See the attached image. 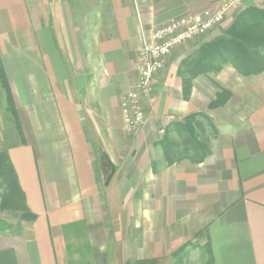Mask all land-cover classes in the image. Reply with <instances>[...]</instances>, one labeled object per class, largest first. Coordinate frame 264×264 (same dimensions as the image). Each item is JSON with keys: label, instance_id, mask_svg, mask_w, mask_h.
<instances>
[{"label": "crops", "instance_id": "obj_1", "mask_svg": "<svg viewBox=\"0 0 264 264\" xmlns=\"http://www.w3.org/2000/svg\"><path fill=\"white\" fill-rule=\"evenodd\" d=\"M220 1L37 0V100H12L19 140L7 147L37 219L16 235L0 232V264H67L65 229L81 222L92 246L96 234L109 235L99 165L109 159L120 167L129 153L131 168L146 153V200L160 194L164 216L186 219L164 227L167 239L183 238L184 245L187 234H205L195 264H210L203 256L208 243L211 264H264V72L241 76L225 64L195 77L184 95L189 75L183 62L225 36L236 12L227 27L172 52L166 72L155 78L140 133L125 132L120 108L138 76L140 47L153 31L174 18L215 10ZM256 2L246 0L243 8ZM0 9L20 14L26 0H0ZM222 89L231 93L226 106L209 110ZM191 115L217 129L210 155L202 163L168 165L165 139L181 142V125Z\"/></svg>", "mask_w": 264, "mask_h": 264}, {"label": "rangeland", "instance_id": "obj_2", "mask_svg": "<svg viewBox=\"0 0 264 264\" xmlns=\"http://www.w3.org/2000/svg\"><path fill=\"white\" fill-rule=\"evenodd\" d=\"M256 1L260 7L259 0ZM222 2L223 0L220 1L219 6ZM244 3L239 7L230 9L223 23L211 30L206 36L219 28L227 27L230 23L231 14L236 12L235 16L237 17L238 13L244 9ZM9 11L0 9V63L5 78L2 80L0 77V151L6 150L10 144L19 140L12 100H37V0H26V11L23 10L20 14L15 10L14 14ZM193 15L199 14H190L178 18ZM14 19H17L19 23L15 24ZM165 25L156 28L152 35ZM142 46L143 44L140 50ZM166 70L167 68L162 74ZM155 78L152 80L151 99L147 102L142 99L144 106H146L143 107L145 111L144 122L137 129L128 131L123 121L125 132L128 134L140 133L147 123L155 90ZM139 81L138 72L135 83L121 98V113L124 98L131 92L140 90ZM218 113H222L219 117L225 119L226 115L223 111H218ZM222 121L221 123L224 124L225 121ZM197 123H199L196 127L198 128L196 130L197 138L202 142L208 157L211 139L217 129L214 127L215 130L212 131L209 126H212V123L210 124L204 119L201 122L197 120ZM163 134L165 133L161 130V135ZM139 155L141 154L139 153ZM104 156L107 158L105 154ZM141 157L143 160L139 161L134 168L130 167V153L120 167L113 165L109 159L100 162L99 174L101 175L106 208L110 214L108 218L111 232L105 237L100 236L101 238H97L96 234L94 239L97 240L92 246L84 222L68 226L69 228L65 229L68 246L67 264H178L175 252L178 251L177 246H183L181 243L183 238L170 241L167 239V234L163 233V229L164 227L167 229L171 224H182L186 219L178 217L171 221L173 218L164 216L163 213L168 212L166 210L167 202L161 200L162 195L160 194L155 193L153 199L146 200L149 186L146 185L145 181L150 176V169L145 166L146 153L142 154ZM152 169L155 170L154 167ZM2 193L3 190L0 188V221L9 226L3 232L16 235L24 231L27 222L22 221L17 213L1 209ZM147 209L154 215L146 216ZM92 221H94L93 218ZM189 236L191 239L188 242L189 246L186 249L183 264L200 262L201 250L198 247L205 242V234L195 237L189 233L187 237Z\"/></svg>", "mask_w": 264, "mask_h": 264}, {"label": "trees", "instance_id": "obj_3", "mask_svg": "<svg viewBox=\"0 0 264 264\" xmlns=\"http://www.w3.org/2000/svg\"><path fill=\"white\" fill-rule=\"evenodd\" d=\"M230 64L241 76L259 75L264 72V8L250 6L240 11L225 36L204 44L195 58L183 62L189 78L185 80L184 95L188 98L192 81L202 73L220 70L223 65ZM0 77L4 80V72L0 63ZM231 97V93L225 89L209 104L210 110L223 108ZM198 115L185 118L183 124L184 136L181 142L165 139L164 158L168 165L189 159L195 163H202L207 158L202 142L197 138L196 130ZM156 170V169H155ZM0 188L3 190L1 209L14 212L22 221L34 222L37 217L27 206L24 192L19 183L16 171L13 167L8 150L0 151ZM7 226L0 221V232ZM201 235V234H199ZM186 243L175 252L178 264H183L186 255ZM204 257L212 263L213 254L208 243L203 248Z\"/></svg>", "mask_w": 264, "mask_h": 264}, {"label": "built area", "instance_id": "obj_4", "mask_svg": "<svg viewBox=\"0 0 264 264\" xmlns=\"http://www.w3.org/2000/svg\"><path fill=\"white\" fill-rule=\"evenodd\" d=\"M246 0H223L216 10H208L199 15L178 18L160 28L143 43L139 53V89L131 92L122 102V117L126 129L133 131L145 120L142 99L149 101L153 78L167 68V59L177 47L195 39L204 38L211 30L226 19L230 9L241 6ZM264 8V0H259Z\"/></svg>", "mask_w": 264, "mask_h": 264}]
</instances>
